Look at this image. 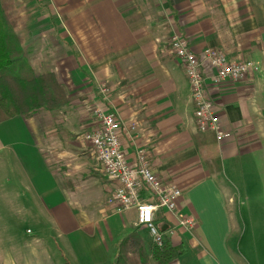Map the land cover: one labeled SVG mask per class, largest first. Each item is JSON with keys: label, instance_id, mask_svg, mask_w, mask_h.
Returning a JSON list of instances; mask_svg holds the SVG:
<instances>
[{"label": "crops", "instance_id": "0c3cea01", "mask_svg": "<svg viewBox=\"0 0 264 264\" xmlns=\"http://www.w3.org/2000/svg\"><path fill=\"white\" fill-rule=\"evenodd\" d=\"M34 2L48 6L53 19L30 23V31L48 29L53 42L73 48L77 58L68 56L67 107L0 123L6 158L0 264H115L122 254L154 264L149 231L137 225L136 211L114 214L107 205L116 185L98 169L83 136L99 127L96 108L124 124L121 146L131 162L136 147L150 149L155 174L181 188L179 209L197 221L190 232L165 240L178 252L168 264H248L235 242L241 208L233 199L246 172L262 171L252 166L255 158L264 161V0ZM175 32L198 57L218 48L254 66L243 80L220 84L210 64L203 66L206 95L229 135L222 142L197 143L206 133L196 127L190 84L170 51ZM39 39L28 36L24 46ZM135 122L137 130L129 132ZM143 199L156 202L147 193ZM166 222L164 211L157 212L156 223L164 229Z\"/></svg>", "mask_w": 264, "mask_h": 264}, {"label": "built area", "instance_id": "2783aa9c", "mask_svg": "<svg viewBox=\"0 0 264 264\" xmlns=\"http://www.w3.org/2000/svg\"><path fill=\"white\" fill-rule=\"evenodd\" d=\"M171 53L184 68L190 84L194 104L195 124L200 133H213L218 142L228 139L221 127V119L215 111V105L206 95V80L203 66L207 62L214 69V82L236 83L243 80L253 69L249 61L230 60L218 48H206L198 57L190 47L188 39L180 32H175L169 41ZM105 98L109 90L105 84L100 86ZM94 115L99 127L86 132L85 142L90 146L98 169L116 187L107 199V205L114 214L122 215L135 210L137 225L149 231L152 243L158 248L164 246L167 238L177 236L179 232H190L197 221L179 209L182 190L176 184H165L154 172L152 154L149 148L136 147L134 162L122 150L120 131L124 124L114 112L96 108ZM138 124L132 123L128 129L137 130ZM147 193L156 202L149 203L143 199ZM164 211L168 222L164 229L156 223V214Z\"/></svg>", "mask_w": 264, "mask_h": 264}, {"label": "trees", "instance_id": "16d2710c", "mask_svg": "<svg viewBox=\"0 0 264 264\" xmlns=\"http://www.w3.org/2000/svg\"><path fill=\"white\" fill-rule=\"evenodd\" d=\"M14 5V0H0V123L19 115L28 119L41 110L59 111L70 103L54 75H37L32 68L24 40L16 31L18 18L13 14ZM215 142L211 133L197 138L200 148ZM213 163L222 169L221 160L216 158ZM151 250L154 264H168L178 256L171 240L165 241L162 248L151 243ZM133 263L122 254L115 264Z\"/></svg>", "mask_w": 264, "mask_h": 264}, {"label": "rangeland", "instance_id": "374dc122", "mask_svg": "<svg viewBox=\"0 0 264 264\" xmlns=\"http://www.w3.org/2000/svg\"><path fill=\"white\" fill-rule=\"evenodd\" d=\"M32 2L14 0L13 14L18 18L16 31L22 36L23 40L27 39L28 36L40 38L38 44L24 46L31 66L37 75L42 73L54 75L56 80L63 86L66 97H69L66 74L70 70L71 62L68 60V56L71 60L76 59L75 50L72 48L71 53L69 46L54 43L48 29L30 31V23H43L46 19H53L48 6ZM37 4H40V6L38 5L35 8ZM28 8H31V10L27 11ZM54 30L58 31V29ZM44 34H47L46 37L43 36ZM46 39H48V44H45ZM106 87L109 88L108 85ZM83 112L87 113L86 110ZM4 162H6V158L3 154L0 156V166H4ZM252 166L260 167L262 171L246 172L244 182L241 181V185L239 182V186L234 188L237 197L233 199L236 200V209L241 208V214L238 215V220L235 222L239 229L235 242L237 243V250L242 255L241 257L245 258L242 261H246L248 264H264V187L261 186V184H264V161L260 162L259 158L256 157ZM240 254L238 255L240 256Z\"/></svg>", "mask_w": 264, "mask_h": 264}]
</instances>
